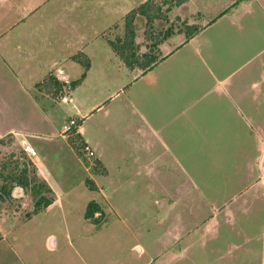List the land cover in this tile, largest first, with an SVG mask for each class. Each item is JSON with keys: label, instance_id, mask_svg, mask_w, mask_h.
Instances as JSON below:
<instances>
[{"label": "crops", "instance_id": "crops-1", "mask_svg": "<svg viewBox=\"0 0 264 264\" xmlns=\"http://www.w3.org/2000/svg\"><path fill=\"white\" fill-rule=\"evenodd\" d=\"M145 1L57 0L49 10L53 25L29 30L18 22L1 35L0 64L41 108L42 119L35 124H11L0 131V140L11 136L23 148L25 144L35 147L36 138L50 135L55 141L49 156L55 153L66 173L71 168L63 163L69 160L82 166L84 177L98 186L91 189L99 194L92 200L102 209H117L113 193L130 187L120 180L134 177L129 182L135 185L140 176L149 182L151 192L164 193L167 208L185 211L189 199L182 196L173 201L175 191L188 192L192 185L199 192L198 208L202 198L207 199L205 186L193 178L197 173L190 172L189 161L195 158L190 155L212 158L202 144L215 143L213 159L219 161L222 143L252 142L251 149L243 146L245 181L240 187L231 179L229 195L217 188L210 204L213 216L196 215L193 222L199 226L194 232L189 231L188 215L173 216L167 247L151 262H161L164 256L165 264H264V0H189L175 6L170 14L199 17L201 25L194 23L199 33L191 39L184 32L173 33L159 45V62L146 71L131 70L111 47L113 39L107 33L116 24L125 30V15ZM31 33L36 34L31 40L38 39L36 43H28ZM7 39L11 41H3ZM137 39L138 30V43ZM79 52L91 64L84 80L62 95V101L69 95L63 103L71 104L74 115L54 134L55 117L49 115L54 101L49 102L60 96L42 92L37 84L50 74L67 85L79 79L85 71L73 58ZM71 120L76 125L67 131ZM73 129L95 153L88 161L69 142ZM193 144L201 146L189 155ZM33 160L54 194L57 187L51 172L39 159ZM95 160L107 172L97 170ZM53 199L43 212L50 210ZM3 238L1 234L0 241ZM137 249L144 250L139 244Z\"/></svg>", "mask_w": 264, "mask_h": 264}, {"label": "rangeland", "instance_id": "rangeland-1", "mask_svg": "<svg viewBox=\"0 0 264 264\" xmlns=\"http://www.w3.org/2000/svg\"><path fill=\"white\" fill-rule=\"evenodd\" d=\"M55 1L57 0H0V36L18 22L25 24L29 30L42 25H53L54 15H50L49 10L54 8ZM29 8L32 10L26 16V10ZM167 14V20L158 19L155 22L156 33H160L161 38L170 27L174 29V33L184 32L186 35L190 25H201L197 15L183 17L177 16L176 13ZM136 23L140 50L147 51L151 40L145 37L146 18L138 16ZM123 35L124 28L117 24L107 33L108 38L113 40ZM29 36V44L38 41H31L36 34L31 33ZM160 53L164 54L161 51ZM24 91L1 63L0 131L6 130L11 124L19 126L23 122L35 124L41 121V108L35 106ZM53 101L54 106L49 115L55 117L51 130L57 134L62 125L68 122L69 117L74 115V111L71 110V104L63 103L62 95L57 101L51 99L49 103ZM210 130L212 132V129ZM53 141L55 140L50 135H42L34 140L38 152L36 158L51 172L50 177L57 187L54 194L45 188L42 189L48 198H55V203L49 211L36 214L34 209L39 195L33 193V189H36L33 187L47 184L33 160L36 158L27 154L23 145L14 143L11 136L0 140V215L10 217L0 219V237L1 234L4 236L0 241V264H152L151 260L167 247L166 237L173 216L188 215L191 221L189 231L194 232L199 226V222H193L196 215L200 216V213L205 219L213 216L214 209L210 204L217 196V188H222L223 195H229L232 192L229 185L237 183L236 187H240L245 181L246 158L242 156L243 146L248 149L254 147L252 142L243 143L238 139V143H222L220 147L222 146L223 160L216 161L212 151H216L215 143L202 144L212 157L208 156L203 160L190 155L192 150L197 151L201 145H190L189 155L195 157L189 161L190 172L197 173L193 175L195 182H200L206 188L207 199L202 198L201 208H198L197 204L199 192L192 185L188 192L172 193L173 201L182 196L185 201L189 199L190 207L187 208V213L185 208H167L164 193L151 192L145 177L137 176L135 185L129 182L134 177H127L118 180L128 183L130 187L113 193L112 203L117 209L104 207L101 222L94 225L91 220L85 218V212L88 202L99 194L86 186L87 176L84 177L82 166L78 167L77 163L69 160L63 163L69 164L71 168V172L66 173L64 165L59 167L60 161L55 153L49 156ZM234 151L237 156L230 155ZM86 157L88 161V156ZM24 170L27 171L30 183L21 187L13 176L19 177ZM231 179L233 182L229 184ZM173 182L177 183V177H174ZM155 196L163 201L159 204L155 201ZM33 214L34 216L29 218ZM51 240L55 245L51 244ZM138 244L143 247V251L137 249ZM160 261L155 264H165L164 256Z\"/></svg>", "mask_w": 264, "mask_h": 264}, {"label": "trees", "instance_id": "trees-1", "mask_svg": "<svg viewBox=\"0 0 264 264\" xmlns=\"http://www.w3.org/2000/svg\"><path fill=\"white\" fill-rule=\"evenodd\" d=\"M187 1L189 0H147L130 10L125 15V30L123 37L120 36L116 40H109V43L129 69L134 70L135 68H141L146 71L160 61L159 45L174 33V29L172 27L168 28L166 32L163 33V38H161L160 33H156L155 22L158 19L167 20V13L170 12L173 7L180 6ZM164 5H166V8H164ZM138 16H144L146 18L147 28L145 29V37L147 40H151V44L148 47L149 49L145 52L140 51V45L136 42L137 30L135 22ZM189 29L190 30L186 33L187 39L193 38L200 31V27L195 24L190 25ZM73 58L85 67V71L79 79L74 80L67 85L60 81L55 75L50 74L37 84L38 89L42 92L52 94L55 97H59L64 94L67 87H69L67 90L76 88L84 80L91 61L89 57L82 52L75 54ZM68 134L69 142L76 148V152L79 156H85L83 149L86 143L83 142L80 133H77V129L71 130ZM95 167L103 173L107 172L99 160H95ZM13 178L18 181L21 187H25L30 183L27 171L25 170L19 177L14 175ZM86 184L92 190L98 189L94 180L90 178L86 180ZM33 188H36L33 189V193L39 195L34 209V213L37 214L46 210L53 203L54 199L48 198L44 194V190H42L45 188V190L47 189L49 192L52 191L47 184L43 183L40 186ZM102 217L103 210L101 206L97 201L91 200L87 204L85 218L91 220L94 224H98L101 222Z\"/></svg>", "mask_w": 264, "mask_h": 264}, {"label": "built area", "instance_id": "built-area-1", "mask_svg": "<svg viewBox=\"0 0 264 264\" xmlns=\"http://www.w3.org/2000/svg\"><path fill=\"white\" fill-rule=\"evenodd\" d=\"M63 101L67 102L68 101V97L64 96L63 97ZM76 125V121L75 120H71L70 123L66 126V130H70L72 126ZM24 150L26 151L27 154H29L31 157H35L37 155V150L34 146H32L31 144H25L24 145ZM84 153L86 154V156L88 157H92L94 156V151L93 149L86 144L84 147Z\"/></svg>", "mask_w": 264, "mask_h": 264}]
</instances>
